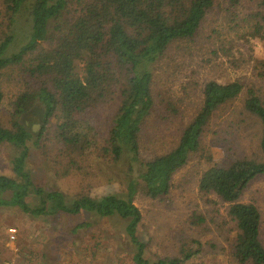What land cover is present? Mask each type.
Here are the masks:
<instances>
[{
	"label": "trees",
	"instance_id": "16d2710c",
	"mask_svg": "<svg viewBox=\"0 0 264 264\" xmlns=\"http://www.w3.org/2000/svg\"><path fill=\"white\" fill-rule=\"evenodd\" d=\"M220 1L0 0V111L5 102L3 78L16 75L20 85L7 103L8 125L0 122V146L14 150L11 176L0 175V208H16L33 218L87 215L118 221L123 245L131 249V263L188 264L205 253V244L213 243L182 234L177 252H153L152 239L143 233V214L135 204L138 186L147 199L166 203L176 175L202 150L215 115L244 96V111L260 126L261 152L257 157H240L227 166L214 164L205 169L198 188L204 197H212L207 201L210 210L205 214L194 211L191 226L222 222L229 227L227 232L234 233L227 238L232 262L264 264L262 213L256 204L242 201L249 186L264 178L261 91L241 79L206 81L201 106L180 130L175 146L166 153L142 157L148 120L158 101H164L161 106L168 101V92L157 89L155 67L174 44L200 46L203 28L217 15L216 10L224 12L223 29L227 30L218 35L233 33L250 44L258 35L264 37V0ZM248 3L253 5L247 7ZM21 19L29 27L23 40L18 36ZM220 36L221 46L210 54L236 58L234 41ZM240 62L232 64L238 67ZM117 99L118 109L102 144L94 116ZM173 106L170 103L175 112ZM33 113L39 118L37 124L25 119ZM52 148L68 160L64 175L88 158L91 162V157L106 164L126 162L133 175L128 191L71 199L60 190L38 186L30 169L31 155L36 151L50 158ZM56 172L60 175L59 169ZM90 227L83 223L78 228Z\"/></svg>",
	"mask_w": 264,
	"mask_h": 264
},
{
	"label": "rangeland",
	"instance_id": "374dc122",
	"mask_svg": "<svg viewBox=\"0 0 264 264\" xmlns=\"http://www.w3.org/2000/svg\"><path fill=\"white\" fill-rule=\"evenodd\" d=\"M249 5L253 4L248 3L246 6ZM216 11L217 15L211 16L203 28L200 46L187 42L174 44L155 67L157 89L162 94L168 92V101L163 106L160 103L164 101H158L148 120L141 143L143 159L166 153L175 146L180 130L191 121L201 106V91L206 81L229 83L241 79L246 85H254L264 95V70L261 65L264 63V37L258 35L250 44L238 39L233 33L218 35H223L227 30L223 29L226 26L224 12ZM18 31L19 38L23 40L24 34L29 31L25 19L20 20ZM218 36L234 41L232 46H235V51L232 53H236V58L224 54L215 58L210 54L212 49L221 46ZM238 59L241 60L239 66H233L232 61ZM16 81V75L3 78L5 102L0 111V122L5 126L8 125L7 103L20 87ZM243 97L226 105L215 115L202 150L192 156L188 165L176 175L170 199L166 203L147 199L141 184L138 186L135 204L143 214V233L146 238L152 239L150 249L153 252H177L181 235L184 234L187 238H197L202 243L217 246L213 250L212 245L205 244V253L188 264H236L229 257L231 245L227 238L234 236V233L227 232L229 227L218 221L191 226V217L194 211L205 214L210 208L207 201L212 200V197H204L198 188L205 169L214 164L227 166L240 157H257L261 152L260 126L244 111ZM170 103L174 104L175 112L170 109ZM118 105L117 99L103 106L94 116V123L100 133L99 142L102 144L108 137ZM25 119L30 124L39 121L36 113L27 115ZM13 155L12 148L0 146V175L11 176L10 162ZM59 155L53 148L50 158L33 151L30 169L38 186L60 190L71 199L81 194L102 197L128 191L132 173L126 162L106 164L91 157V162L89 158L85 162L80 161L81 167H73L69 175H64L68 160ZM57 169L60 172L58 176ZM242 201L254 203L260 209L264 243V178L249 186ZM83 223H89L91 227L79 229ZM2 227L7 231L8 240L3 242V233L0 231V263H4L3 260L13 262L15 259V262L20 260L21 264H132L131 249L123 245V228L118 221L91 219L87 215L33 218L16 208H0ZM10 229L17 231L15 240L10 238Z\"/></svg>",
	"mask_w": 264,
	"mask_h": 264
},
{
	"label": "crops",
	"instance_id": "0c3cea01",
	"mask_svg": "<svg viewBox=\"0 0 264 264\" xmlns=\"http://www.w3.org/2000/svg\"><path fill=\"white\" fill-rule=\"evenodd\" d=\"M0 229H2V230H0L3 234H2V236H3V242H7V240H8V238H7V235H6V229H5V227H2V228H0ZM8 246V245H7ZM6 248V247H5ZM5 259H8L7 257H5ZM13 262H8V260L6 261V260H3V262L4 263H0V264H21V262H20V260H18L17 262H15V259L14 260H12ZM30 264H32V263H30ZM34 264H37V263H34ZM46 264H63V263H46ZM133 264V263H132Z\"/></svg>",
	"mask_w": 264,
	"mask_h": 264
},
{
	"label": "built area",
	"instance_id": "2783aa9c",
	"mask_svg": "<svg viewBox=\"0 0 264 264\" xmlns=\"http://www.w3.org/2000/svg\"><path fill=\"white\" fill-rule=\"evenodd\" d=\"M9 235H10V238H11L12 240H15V239H16V235H17V231H16V229H10V230H9Z\"/></svg>",
	"mask_w": 264,
	"mask_h": 264
}]
</instances>
